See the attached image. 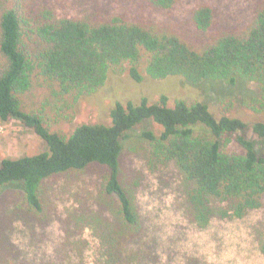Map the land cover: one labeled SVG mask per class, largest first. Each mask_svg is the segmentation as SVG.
Masks as SVG:
<instances>
[{
  "label": "trees",
  "instance_id": "1",
  "mask_svg": "<svg viewBox=\"0 0 264 264\" xmlns=\"http://www.w3.org/2000/svg\"><path fill=\"white\" fill-rule=\"evenodd\" d=\"M252 20L192 47L175 32L144 16L171 11L176 0H0V122L18 120L45 146L34 155L0 162V187L21 184L28 212H44L46 179L83 172L91 164L108 174L95 208L71 216L97 242L100 264H146L149 245L133 183L122 176L125 144L136 139L151 170L174 164L182 175L188 220L205 229L215 220L243 219L264 204V156L245 134L264 140V122L214 117L199 102L162 96L155 104H117L111 125L82 124L69 136L51 130V113L101 89L109 73L128 72L135 82L182 77L191 84L238 80L260 86L246 104L264 109V0H253ZM215 12H192L198 33L212 29ZM48 89L38 105L34 91ZM146 123L162 129L156 133ZM235 137V138H233ZM264 257V236L258 238ZM155 259V258H154ZM155 261V260H154Z\"/></svg>",
  "mask_w": 264,
  "mask_h": 264
},
{
  "label": "rangeland",
  "instance_id": "2",
  "mask_svg": "<svg viewBox=\"0 0 264 264\" xmlns=\"http://www.w3.org/2000/svg\"><path fill=\"white\" fill-rule=\"evenodd\" d=\"M209 5L215 12L214 25L206 35L197 32L192 12ZM253 0H176L168 12L145 11L159 25L175 32L192 47H199L225 29H242L253 18ZM260 86L238 80L234 85L220 81L191 84L182 77L153 80L145 75L133 81L128 72L109 73L105 85L91 96L76 101L60 112L51 113V130L69 136L82 124L111 125V111L117 104L139 105L144 99L157 103L162 96L169 103L176 100L206 105L216 118L227 115L248 124L264 122V109L257 112L246 104L260 97ZM40 105L51 96L48 89L31 95ZM159 133L162 129L146 123ZM260 156L264 140L247 130ZM235 138V137H233ZM136 139L125 144L121 156L122 176L139 182L135 196L144 231L138 242L149 245L146 264H264L258 250V238L264 236V204L243 219L213 220L205 229L192 224L186 215L182 175L174 164L151 170ZM45 143L33 129L18 120L0 122V162L24 155H34ZM108 172L91 164L83 172L55 175L45 180L44 212L34 215L23 203L21 184L0 187V264H100L97 242L88 229L75 228L71 216L82 207L93 209L100 202L101 186ZM155 258V259H154ZM155 260V261H154Z\"/></svg>",
  "mask_w": 264,
  "mask_h": 264
}]
</instances>
